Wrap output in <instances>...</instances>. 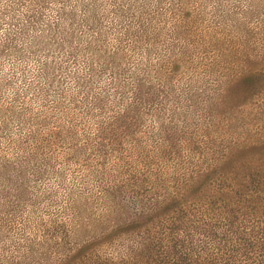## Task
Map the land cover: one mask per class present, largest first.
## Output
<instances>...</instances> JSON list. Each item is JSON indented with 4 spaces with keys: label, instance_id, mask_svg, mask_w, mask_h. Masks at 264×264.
Segmentation results:
<instances>
[{
    "label": "rangeland",
    "instance_id": "374dc122",
    "mask_svg": "<svg viewBox=\"0 0 264 264\" xmlns=\"http://www.w3.org/2000/svg\"><path fill=\"white\" fill-rule=\"evenodd\" d=\"M254 171L264 0H0L1 264L59 263L149 186Z\"/></svg>",
    "mask_w": 264,
    "mask_h": 264
},
{
    "label": "trees",
    "instance_id": "16d2710c",
    "mask_svg": "<svg viewBox=\"0 0 264 264\" xmlns=\"http://www.w3.org/2000/svg\"><path fill=\"white\" fill-rule=\"evenodd\" d=\"M253 78L245 76L242 83ZM259 172L221 176L233 185H208L212 175L205 173L174 190L149 186L136 212L78 244L57 264H264V172ZM91 248L99 250L88 256Z\"/></svg>",
    "mask_w": 264,
    "mask_h": 264
}]
</instances>
